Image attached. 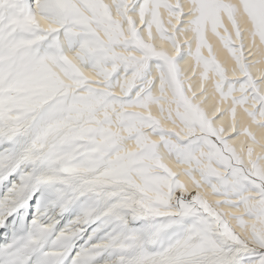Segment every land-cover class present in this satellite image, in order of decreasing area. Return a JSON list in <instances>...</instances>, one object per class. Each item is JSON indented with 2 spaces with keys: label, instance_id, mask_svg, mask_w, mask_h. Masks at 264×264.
I'll use <instances>...</instances> for the list:
<instances>
[{
  "label": "snow or ice",
  "instance_id": "snow-or-ice-1",
  "mask_svg": "<svg viewBox=\"0 0 264 264\" xmlns=\"http://www.w3.org/2000/svg\"><path fill=\"white\" fill-rule=\"evenodd\" d=\"M0 264H264V0H0Z\"/></svg>",
  "mask_w": 264,
  "mask_h": 264
}]
</instances>
